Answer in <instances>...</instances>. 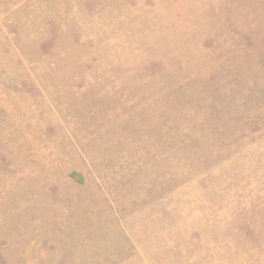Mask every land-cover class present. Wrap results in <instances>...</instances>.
Returning a JSON list of instances; mask_svg holds the SVG:
<instances>
[{
    "label": "rangeland",
    "instance_id": "rangeland-1",
    "mask_svg": "<svg viewBox=\"0 0 264 264\" xmlns=\"http://www.w3.org/2000/svg\"><path fill=\"white\" fill-rule=\"evenodd\" d=\"M0 264H264V0H0Z\"/></svg>",
    "mask_w": 264,
    "mask_h": 264
}]
</instances>
